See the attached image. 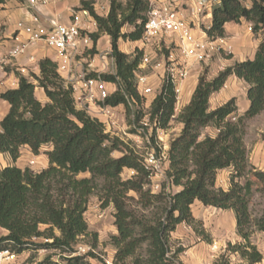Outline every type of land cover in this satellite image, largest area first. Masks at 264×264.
<instances>
[{"label": "trees", "instance_id": "trees-1", "mask_svg": "<svg viewBox=\"0 0 264 264\" xmlns=\"http://www.w3.org/2000/svg\"><path fill=\"white\" fill-rule=\"evenodd\" d=\"M109 1L106 17L97 14L90 2H82L98 26V32L91 34L94 43L101 35L111 40L110 56L116 72L100 78L117 84L118 89L106 105H123L128 114L137 108L134 115L141 121L144 98L137 89L136 72L143 52L136 51L133 56L123 53L119 42L143 38L151 3ZM5 2L0 0V6ZM211 14L212 24L205 29L210 39L225 38L226 24L245 20L261 42L252 60L237 62L211 80L207 72L199 77L190 104L178 116L183 130L169 151L168 185L176 192L153 194L146 188L152 174L140 156L107 133L98 119L77 107L73 86L62 78L51 59L39 62V75H18V88L1 93L0 99L10 110L1 121L0 153L16 162L26 146L36 156L48 147L44 154L49 166L40 173L17 166L0 170V229L6 232L0 237V253L21 255L42 250L49 254L36 264H93L90 258L96 256L92 252L81 255L78 245L81 238L90 235L85 214L91 198L98 194L103 208L113 205L115 209L117 234L111 238L115 264H176L183 250L171 255V235L182 224L195 225L192 206L197 202L233 211L244 243L229 246L230 251L240 255L245 264L263 261L251 236L253 228L264 232V211L253 220L249 206L254 186L250 177L262 185L264 193V172L249 167L244 122L264 112V0H220ZM127 26L133 30L124 32ZM232 76L248 86L250 106L243 116L238 115L235 99L215 110L210 108L212 96ZM37 88L44 90L46 103L37 98ZM176 105L175 85L166 76L149 111V123L156 125L154 133L170 127ZM211 126L217 135L202 139L203 130ZM126 169L136 175L123 180ZM224 170H233L228 191L216 187L218 173ZM86 174L89 176L80 177ZM131 192L138 195L143 209L159 203V211L146 216L134 210Z\"/></svg>", "mask_w": 264, "mask_h": 264}, {"label": "rangeland", "instance_id": "rangeland-1", "mask_svg": "<svg viewBox=\"0 0 264 264\" xmlns=\"http://www.w3.org/2000/svg\"><path fill=\"white\" fill-rule=\"evenodd\" d=\"M121 1L127 4L131 0ZM132 30V27L127 26L123 31L131 32ZM125 43L127 45L128 41H125ZM103 46L104 44L101 47L102 51L107 48L105 47V49H103ZM122 46L123 50L126 51L123 44ZM152 48L153 50L149 52L153 59L152 65L166 59L164 58L166 57L165 49L159 50V47ZM135 50L137 52L141 51L138 47ZM136 51H134L132 56L137 54ZM99 52L100 51L93 48L87 49L85 54L90 55V59H92L95 55L99 54ZM104 55L106 54L104 53ZM110 58L111 56H107L109 69L105 70L102 74L116 72L115 62L112 63ZM214 59L215 58L212 57L200 63V76L204 72H207V78L210 80L209 74L212 70L209 64ZM152 65L143 71L145 75L150 77L153 94L145 98L143 105L140 107L144 115L142 120H136L134 112L137 108H133L132 113L128 114L125 106L122 105V107L115 112L116 116L114 117V123L111 127H108V132H110L112 136L119 138L129 149L136 152L143 163L150 154H154L158 157L162 155L169 156L171 144L179 137L183 130V125L178 121V116L183 110L180 113L176 110L175 117L171 120L170 127L167 130H157L156 133H154L155 125L149 123L150 107L163 81L160 75H155L151 68ZM244 86H239L240 92L244 90ZM93 110L92 114L99 116V114H96L98 111ZM245 113L246 112L242 109L240 110L238 108L239 116H243ZM217 133L218 131L214 127H208L203 130L202 139L205 136L215 137ZM244 143L248 151L250 169L264 172V112L244 122ZM116 156H120V154H116ZM166 163L165 174L152 179L151 184L146 187L147 189L150 188L153 194H159L163 191L166 192L165 194L176 192V188H170L168 185L167 171L169 169V160L166 161ZM232 173L233 170L218 173L216 187L228 191L231 188ZM135 175V171L126 169L122 174V179L129 180ZM88 176L89 175L86 174L80 177L83 178ZM250 179L254 182V186L249 207L252 219L255 220L259 218L264 211V193L261 190L262 185L255 178L250 177ZM241 183L244 184L245 180H241ZM154 185H159V190H153ZM129 196L135 198V201H131L130 204L132 208L137 210L140 214L153 216L159 211V203L143 209L137 202L139 200L138 195L131 192ZM192 212L196 221L195 225L190 226L182 224L178 227L176 232L171 235V255L177 250H183L178 256L176 264H245L240 255L232 253L229 249V246L244 243L238 235L237 221L233 211H223L213 207H205L197 202L192 206ZM114 214L115 209L113 205L107 208L102 207V202L98 194L91 198L88 210L85 214L90 235L81 238L78 251L81 255H87L89 252H92V254L96 256V258H90L93 264L114 263L116 251L111 244V238L117 234V229L114 225ZM4 234L5 232L0 229V237ZM251 241L264 257V232L257 231L253 228ZM48 254V252L42 250L36 252L26 251L21 255H17V258L10 264H36L43 260ZM259 264H264V259Z\"/></svg>", "mask_w": 264, "mask_h": 264}, {"label": "crops", "instance_id": "crops-1", "mask_svg": "<svg viewBox=\"0 0 264 264\" xmlns=\"http://www.w3.org/2000/svg\"><path fill=\"white\" fill-rule=\"evenodd\" d=\"M88 0H48L44 5H40L37 10H32L25 0H6L4 4L0 6V95L6 90L16 89L19 86V77H30L32 74L39 75V62L43 59H51L55 63L57 62L56 51L50 48L44 41L37 42L30 45L26 51L17 57H11L10 52L15 46L14 38L16 36V27L19 23L32 24L33 15L40 18L43 25L50 27L49 20H55L61 25H69L73 21V13L79 12L82 8V2ZM103 7L110 10L109 0H97ZM190 0H150L151 4H160L164 2L172 3L179 7H185ZM107 16V14L105 15ZM212 24V14L209 10L204 17L200 27L194 28V34L197 37L202 36L204 29H207ZM82 32L85 35H90L98 32V26L89 18L82 17L81 19ZM251 24L242 20L240 23H228L225 26L226 36L223 38L226 45L231 48L230 52L219 54L216 53L215 58L209 66L212 72L209 74V78L214 79L219 71H222L228 67L233 66L237 62H244L252 60L255 57L257 48L261 42L260 37H257L252 31H250ZM27 36L21 35V40L26 41ZM103 49H101L102 45ZM124 45L126 51L123 50ZM143 49L141 42H130L127 45L125 41L119 42V48L123 53L132 55L136 48ZM159 47V46H155ZM100 51L90 59V55L85 54L87 49H93ZM85 48L74 58L72 68L69 72L61 74L62 78L68 83L79 80L83 73L88 75L103 72V64L106 63L107 56L111 53V40L107 35H101L97 43L89 48ZM159 50L165 49L164 60L157 62L159 67H151L155 75L164 76V72L167 68L182 64L189 68L190 76L185 80H182L179 84L180 95L176 110L180 113L191 102L192 96L198 85L199 77L201 74V64L192 60L185 59L180 50L179 42L176 39H164L161 42ZM146 52H151L153 48H146ZM104 53L106 55H104ZM226 58V59H225ZM111 59V58H110ZM208 63V62H206ZM244 82L237 77L232 76L228 79L225 87L218 93L214 94L210 100L211 110H215L232 99L236 100V106L244 112L249 109L250 103L247 99V86ZM239 86H244V90L240 92ZM113 91V89H112ZM115 91V90H114ZM36 96L42 102H47L45 92L41 88L36 89ZM77 107L80 109L87 102L78 101V95L75 96ZM91 110L97 111L94 104L88 103ZM122 107H116V110ZM10 106L0 99V130L1 121L9 113ZM49 150L48 147H44L39 156L32 153L29 147H24L21 150L20 158L14 162L9 155L0 153V170L9 166H17L20 169L29 168L33 173H40L42 170L49 166L48 157L44 154ZM34 162V166L30 165V162ZM220 171L221 172H225ZM218 185V184H217ZM2 230V229H1ZM4 231V230H2ZM5 232V231H4ZM6 234V232H5ZM4 234V235H5Z\"/></svg>", "mask_w": 264, "mask_h": 264}, {"label": "built area", "instance_id": "built-area-1", "mask_svg": "<svg viewBox=\"0 0 264 264\" xmlns=\"http://www.w3.org/2000/svg\"><path fill=\"white\" fill-rule=\"evenodd\" d=\"M25 1L32 10H37L40 5L48 2V0ZM88 1L91 3L94 11L100 16L106 17L105 15L109 14L110 10L105 9L97 0ZM218 3H220V0H190L185 7H179L169 2L151 4V10L144 26V35L139 41L143 45V49H141L143 58L136 72V80L137 89L141 97L145 99L153 94L150 77L143 73L147 67L152 65L153 60L149 52H146L147 47H160L164 39H176L179 42V50L182 56L187 60H192L199 64L211 59L216 53L230 52L231 48L226 45L223 39L215 41L210 39L205 29L201 37H197L194 34V28L200 27L207 12L209 10L212 12L213 7ZM82 17L94 20L90 12L83 8L79 12L73 13V21L69 25H61L55 20H49L50 27H46L38 16L33 15L31 25L25 23L17 25L16 36L14 38L15 46L10 52V56H20L30 45L44 41L50 48L56 51V64L59 74L69 72L75 56L85 48L91 47L94 43L91 34L85 35L82 32ZM94 22L96 23L95 20ZM250 31H252V28H250ZM22 34L27 36L26 41L21 40ZM111 60L114 63V59L111 58ZM152 67H159V64H154ZM108 69L109 62L107 61L103 64V72ZM102 73H95L97 74L96 77L83 73L79 80L70 84L74 88L75 96L78 95L77 100L87 102V105L84 104L80 109L86 110L92 117L98 119L104 125L106 132L110 133L108 132V127H111L114 123L116 107L106 105V100L117 91L118 87L115 83H109L101 79L100 75ZM166 76L175 85L178 103L180 95L179 84L190 76V70L186 66L178 64L167 68L163 79ZM90 102L96 107L98 111L96 114H99V116L92 114L90 105H88ZM168 160L169 156L162 155L158 157L150 154L143 164L147 170L151 171L152 179H154L165 174L166 161ZM33 164V161L30 162V165ZM159 188V185L153 186V190H159ZM16 258L17 255L15 253L4 251L0 253V264H10Z\"/></svg>", "mask_w": 264, "mask_h": 264}]
</instances>
